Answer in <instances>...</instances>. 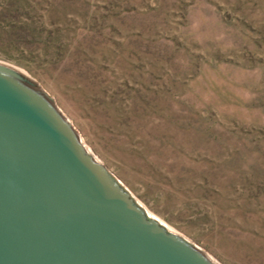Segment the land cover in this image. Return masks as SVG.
I'll return each mask as SVG.
<instances>
[{
  "label": "rangeland",
  "instance_id": "rangeland-1",
  "mask_svg": "<svg viewBox=\"0 0 264 264\" xmlns=\"http://www.w3.org/2000/svg\"><path fill=\"white\" fill-rule=\"evenodd\" d=\"M0 60L218 264H264V0H0Z\"/></svg>",
  "mask_w": 264,
  "mask_h": 264
},
{
  "label": "water",
  "instance_id": "water-1",
  "mask_svg": "<svg viewBox=\"0 0 264 264\" xmlns=\"http://www.w3.org/2000/svg\"><path fill=\"white\" fill-rule=\"evenodd\" d=\"M0 264H216L135 198L29 73L0 60Z\"/></svg>",
  "mask_w": 264,
  "mask_h": 264
},
{
  "label": "bare ground",
  "instance_id": "bare-ground-1",
  "mask_svg": "<svg viewBox=\"0 0 264 264\" xmlns=\"http://www.w3.org/2000/svg\"><path fill=\"white\" fill-rule=\"evenodd\" d=\"M3 62H5V61H3ZM5 63H7V64H9V65H11V66H13V67H16V68H18V69H20V70L22 71V68H20V67L14 65V64H11V63H8V62H5ZM23 72H24V73H28V72H25V71H23ZM149 214H150L151 216L155 217V218H158L162 223H164L166 226H168V228H170V229L176 231L174 228H172L171 226H169L166 222H164L162 219H160L159 217H157L156 215H154L152 212H149ZM215 263L218 264L216 261H215Z\"/></svg>",
  "mask_w": 264,
  "mask_h": 264
}]
</instances>
